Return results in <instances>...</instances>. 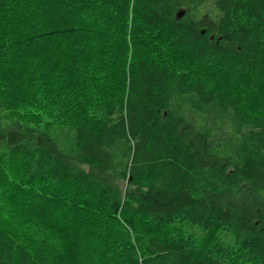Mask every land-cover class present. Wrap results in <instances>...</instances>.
I'll return each instance as SVG.
<instances>
[{
	"label": "trees",
	"instance_id": "trees-1",
	"mask_svg": "<svg viewBox=\"0 0 264 264\" xmlns=\"http://www.w3.org/2000/svg\"><path fill=\"white\" fill-rule=\"evenodd\" d=\"M0 264H264V0H0Z\"/></svg>",
	"mask_w": 264,
	"mask_h": 264
}]
</instances>
